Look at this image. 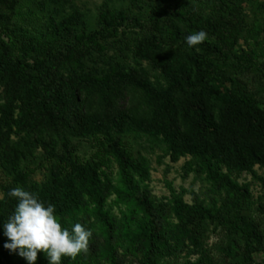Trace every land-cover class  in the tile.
I'll return each instance as SVG.
<instances>
[{"label":"trees","instance_id":"1","mask_svg":"<svg viewBox=\"0 0 264 264\" xmlns=\"http://www.w3.org/2000/svg\"><path fill=\"white\" fill-rule=\"evenodd\" d=\"M208 1V11H195L188 0L105 2L94 19L60 5V20L50 16V37L19 32L0 13V167L9 178L0 225L16 206L8 192L19 186L54 205L62 228L79 223L91 231L88 249L62 264H170L184 252L179 264H208L202 239L212 221L230 222L229 238L244 247L235 264L264 253V235L250 220V186L238 181L264 166V121H251L252 136L237 139L206 103L188 105L221 79L222 61L249 55L234 49L236 22L225 14L226 0ZM129 29L130 60L107 57V40ZM200 30L207 39L189 48L186 36ZM231 100L253 119L261 112L252 93L238 90ZM131 135L162 146L172 161L190 155V170L214 196L188 203L186 189L170 184L168 213L149 187L151 160L133 151ZM74 139L92 142L95 151L81 156ZM39 160L47 168L40 181L31 167ZM6 242L0 227V264H27ZM36 264H48L43 252Z\"/></svg>","mask_w":264,"mask_h":264},{"label":"rangeland","instance_id":"2","mask_svg":"<svg viewBox=\"0 0 264 264\" xmlns=\"http://www.w3.org/2000/svg\"><path fill=\"white\" fill-rule=\"evenodd\" d=\"M131 0H0V13L9 18L11 26L19 32L33 33L37 37H50V16L54 13L56 19L60 20V15L56 13V7L64 5L66 13L73 11L72 6L85 13L87 18L94 19L99 9L105 2L114 5L130 4ZM174 2L178 0H173ZM194 5V10L201 9L208 11L210 8L208 0H188ZM225 14L236 22V44L235 51H244L249 55L242 61L224 60L221 62L222 76L220 80L210 82L211 88L208 95L196 98V104L189 100L188 105L192 108L203 107L204 104L214 111V116L219 122L229 124L234 138L240 139L242 136L251 137L249 123L253 120L264 121V0H226ZM58 14V15H57ZM182 29L185 28L181 25ZM121 30V29H120ZM134 30H127L125 34L119 35L115 40L109 38L108 48L105 52L107 57L114 56L121 60H130L132 55V38L129 34ZM200 51V49H197ZM98 58L97 55L94 57ZM220 62V59H218ZM102 65V63H100ZM152 76L158 75L159 70L145 62ZM1 90V86H0ZM238 90L252 93L261 112L257 119H253L245 113H240L236 104L231 100L233 94ZM129 102L128 97H124L121 104ZM204 102V104H203ZM130 145L136 153L146 155L152 163L151 180L149 187L153 197L158 203H164L167 211L166 197L170 195V184L177 190L186 189L184 199L192 203L194 195L210 199L214 196L212 187L204 181L200 174L190 170L191 156L181 157L178 161H172L162 146L150 143L146 137L129 138ZM77 146V153L81 156L89 157L95 151L92 142L85 139H74ZM42 150L40 149L38 154ZM40 160L31 163L34 167L32 178L43 180L47 173L46 166H40ZM194 167V166H193ZM256 175L244 172L238 177L241 184L250 186L248 200L252 201L249 215L250 220L261 234L264 235V166H255ZM113 175L116 167L111 169ZM9 178L0 167V198L3 196V186L7 184ZM169 213V211H168ZM176 222V219H173ZM230 222H208L203 234V249L208 258V264H235L241 260L244 247L240 243L233 242L229 238ZM199 255H192L190 258L196 260ZM186 260L185 252L177 258H171L170 264H179ZM129 264H137L132 262ZM249 264H264V253H257L253 262Z\"/></svg>","mask_w":264,"mask_h":264},{"label":"clouds","instance_id":"3","mask_svg":"<svg viewBox=\"0 0 264 264\" xmlns=\"http://www.w3.org/2000/svg\"><path fill=\"white\" fill-rule=\"evenodd\" d=\"M207 39L203 30L186 36L189 48H195ZM8 196L16 200V206L0 227L9 242L4 247L18 255L27 264H36L38 252H43L48 264H62L63 257L75 258L88 249L91 231L81 224L72 225L71 231L62 228L55 215V206L45 205L38 195L22 187H14Z\"/></svg>","mask_w":264,"mask_h":264}]
</instances>
